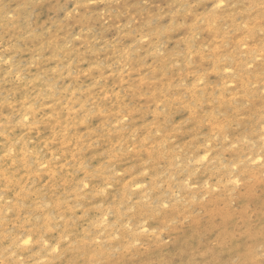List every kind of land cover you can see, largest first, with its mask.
Masks as SVG:
<instances>
[{
  "label": "rangeland",
  "instance_id": "374dc122",
  "mask_svg": "<svg viewBox=\"0 0 264 264\" xmlns=\"http://www.w3.org/2000/svg\"><path fill=\"white\" fill-rule=\"evenodd\" d=\"M0 264H264V0H0Z\"/></svg>",
  "mask_w": 264,
  "mask_h": 264
},
{
  "label": "bare ground",
  "instance_id": "6f19581e",
  "mask_svg": "<svg viewBox=\"0 0 264 264\" xmlns=\"http://www.w3.org/2000/svg\"><path fill=\"white\" fill-rule=\"evenodd\" d=\"M181 255V254H180Z\"/></svg>",
  "mask_w": 264,
  "mask_h": 264
}]
</instances>
